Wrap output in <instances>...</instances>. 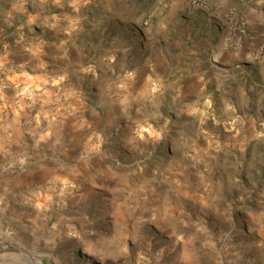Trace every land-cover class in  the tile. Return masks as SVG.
<instances>
[{"label":"rangeland","instance_id":"374dc122","mask_svg":"<svg viewBox=\"0 0 264 264\" xmlns=\"http://www.w3.org/2000/svg\"><path fill=\"white\" fill-rule=\"evenodd\" d=\"M192 1L0 0V264H264V0Z\"/></svg>","mask_w":264,"mask_h":264},{"label":"built area","instance_id":"2783aa9c","mask_svg":"<svg viewBox=\"0 0 264 264\" xmlns=\"http://www.w3.org/2000/svg\"><path fill=\"white\" fill-rule=\"evenodd\" d=\"M192 4H197L198 1L194 0ZM250 33L248 29V23L244 17H239L237 19V27L234 34L224 40V45L226 49L233 51L244 41L250 39ZM259 57L264 56V48H261L258 53Z\"/></svg>","mask_w":264,"mask_h":264},{"label":"water","instance_id":"95a60500","mask_svg":"<svg viewBox=\"0 0 264 264\" xmlns=\"http://www.w3.org/2000/svg\"><path fill=\"white\" fill-rule=\"evenodd\" d=\"M0 253H20L28 256V258H30L31 261L34 260L33 256L28 251L19 247L5 246L0 249Z\"/></svg>","mask_w":264,"mask_h":264},{"label":"crops","instance_id":"0c3cea01","mask_svg":"<svg viewBox=\"0 0 264 264\" xmlns=\"http://www.w3.org/2000/svg\"><path fill=\"white\" fill-rule=\"evenodd\" d=\"M253 23H254V22H253ZM253 25H254V24H253ZM258 28H260V30H259V31H261L262 29H264V28H263V26H261V24L259 25V27H258ZM221 59H224V58H222V57H221ZM227 59H228V60H232V59H230V58H226V60H227ZM232 62H233V61H232Z\"/></svg>","mask_w":264,"mask_h":264}]
</instances>
